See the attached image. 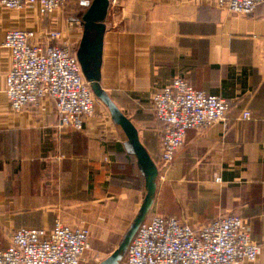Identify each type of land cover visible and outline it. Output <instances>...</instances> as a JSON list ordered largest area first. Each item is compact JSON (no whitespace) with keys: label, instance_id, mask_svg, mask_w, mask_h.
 Returning <instances> with one entry per match:
<instances>
[{"label":"crops","instance_id":"1","mask_svg":"<svg viewBox=\"0 0 264 264\" xmlns=\"http://www.w3.org/2000/svg\"><path fill=\"white\" fill-rule=\"evenodd\" d=\"M91 1L67 0L49 17L0 6V250L15 229L51 230L55 221L88 229L90 251L116 250L144 200V177L125 138L95 106L96 116L74 131L59 127L48 101L15 113L4 93L6 32L56 30L75 50ZM104 24L101 87L155 164L162 127L151 98L172 79L184 78L230 106L225 126L187 131L173 163L160 166L150 213L194 228L237 216L250 239L264 244V4L244 15L217 8L216 0H119ZM244 111L249 120H241Z\"/></svg>","mask_w":264,"mask_h":264},{"label":"built area","instance_id":"2","mask_svg":"<svg viewBox=\"0 0 264 264\" xmlns=\"http://www.w3.org/2000/svg\"><path fill=\"white\" fill-rule=\"evenodd\" d=\"M67 0H0L9 11L35 8L41 16L63 11ZM119 0H109L116 9ZM264 0H216L219 9L252 14ZM108 9V10H109ZM9 53L10 69L4 93L11 111L44 101L52 104L59 127L81 131L86 119L95 116L96 99L85 81L75 50L61 34L13 29L2 43ZM156 120L162 127L159 160L168 168L182 147L186 132L203 131L214 124L226 125L230 106L224 99L194 89L184 78L175 77L151 98ZM241 120H249L244 111ZM216 183L221 179L215 178ZM88 229L70 228L55 221L51 230L18 228L10 244L0 250V264H80L90 250ZM260 260L264 244L250 239L249 230L237 216L218 217L194 228L175 217L154 214L141 224L123 261L125 264H242Z\"/></svg>","mask_w":264,"mask_h":264},{"label":"water","instance_id":"3","mask_svg":"<svg viewBox=\"0 0 264 264\" xmlns=\"http://www.w3.org/2000/svg\"><path fill=\"white\" fill-rule=\"evenodd\" d=\"M108 9L109 0H92L87 4L86 11L79 21L83 33L75 49V57L95 99L106 107L114 127L125 138L126 151L135 158L136 165L145 181V197L135 219L124 234L118 248L99 263L121 264L139 226L147 219L152 209L157 191L158 169L141 144L138 131L132 122L114 104L100 84L104 22Z\"/></svg>","mask_w":264,"mask_h":264},{"label":"rangeland","instance_id":"4","mask_svg":"<svg viewBox=\"0 0 264 264\" xmlns=\"http://www.w3.org/2000/svg\"><path fill=\"white\" fill-rule=\"evenodd\" d=\"M67 7V6H66ZM80 9V11L79 10H74L73 11V14L74 15H80V13H81V7L79 8ZM79 24V23H78ZM80 26V25H79ZM81 39V38H80ZM80 41V40H79ZM78 44H79V42L76 44V47L78 46ZM76 47H75V49H76ZM70 49H73V48H71V47H69ZM98 110V111H100V113H98V114H101L105 119H106V122L108 123V125L110 126V127H112V128H114V125H113V123L111 122V120H110V117H109V114H108V111H107V109H106V107L101 103V102H99L98 100H96V102H95V110ZM96 113V112H95ZM95 116H96V114H95ZM156 165V167H157V169H158V171H159V169H160V166L158 165V164H155ZM126 170H131V168L130 167H127L126 168ZM130 177H132V174H130ZM19 179V178H18ZM151 215L152 214H154V213H150ZM149 214V215H150ZM112 238H113V236H112ZM122 240V237H119L116 241H115V243H114V246L115 247H117L118 246V244L120 243V241ZM114 250V248H109V249H106V250H102V251H88L85 255H84V257H83V260H82V262L80 263V264H99L100 262H101V260L107 255V254H109L110 252H112ZM121 264H125V262L123 261Z\"/></svg>","mask_w":264,"mask_h":264}]
</instances>
